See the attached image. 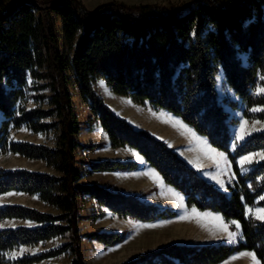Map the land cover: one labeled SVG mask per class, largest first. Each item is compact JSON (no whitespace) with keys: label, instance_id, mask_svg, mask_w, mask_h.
<instances>
[{"label":"trees","instance_id":"trees-1","mask_svg":"<svg viewBox=\"0 0 264 264\" xmlns=\"http://www.w3.org/2000/svg\"><path fill=\"white\" fill-rule=\"evenodd\" d=\"M118 5L112 2L89 10L77 0H0V154L42 161L56 172L0 168V196L37 197L58 211L54 215L20 204L1 206L0 221L22 219L34 225L0 229V264H34L67 252L72 255L68 264H85L78 225L80 210L92 199L122 219L148 222L177 214L81 182L95 172L132 171L139 165L77 158L79 150L94 151L103 144L83 145L76 140L82 128L70 91L74 86L89 105L91 122L99 123L111 148L137 150L166 184L185 196L188 207L218 213L241 226L234 245L171 243L122 264H220L242 250L253 251L264 264V221L246 214L247 206H264V199L257 201L264 194V161L245 174L237 162L240 156L264 148V131L232 150L230 125L238 121L219 102L216 86L222 72L227 86L244 104V117L264 120V111H250L264 105V95L255 94L257 85H264V0H191L161 9L145 4L136 6L138 16ZM49 13L62 21L63 35L72 48L70 59L60 50ZM28 76L36 82L48 79L40 86L50 90L46 108L16 107ZM99 79L134 104L148 103L154 110L180 117L224 151L235 175L228 192L204 179L166 143L115 115L94 90ZM229 105L237 108L235 102ZM20 128L46 136L55 131L54 146L12 140L11 130ZM104 213L101 209L90 219ZM66 236L70 241L57 248L5 258L7 252ZM84 237L113 246L124 240V233L94 232Z\"/></svg>","mask_w":264,"mask_h":264},{"label":"rangeland","instance_id":"rangeland-1","mask_svg":"<svg viewBox=\"0 0 264 264\" xmlns=\"http://www.w3.org/2000/svg\"><path fill=\"white\" fill-rule=\"evenodd\" d=\"M37 1L41 3V0H37ZM77 1L82 3V5L89 10H92L102 4H108L112 2L119 3L120 5H118V8L120 7L124 8L127 12L132 13L133 11H138L137 10L138 8H136V6L139 5L153 4L158 6L157 7L158 9L164 7L172 8L181 4L188 3L191 0H84V1L77 0ZM49 15L52 19L55 28V33L57 35V40L60 50L67 59H70L72 48L66 42L65 37L63 35L62 21L60 17L55 13H49ZM45 70L46 67L43 68V71ZM47 81L48 79H42L36 82L33 81L30 76H28L27 87L24 89V95L18 101L16 107L30 109L41 105L42 107L46 108L48 101L47 97L50 95V90L49 88H45V87L41 88L40 86L45 84ZM101 82H103V84H101ZM95 86L98 90H100L101 87L103 88L106 87L108 89V86L105 84V82L102 79L97 80L95 82ZM216 86H217L219 102L222 104L223 108L228 112L229 117L235 118L238 121L236 124L230 125V131L233 140L237 145H240L241 143L244 142L243 140L236 139L237 135L240 134V125L243 124L244 121H248V124L246 125V129L251 131V135L255 133L263 132V131L252 130L254 120H250L244 117L243 115L244 104L241 103V100L239 99V97H237L234 94L233 90L227 86V84L224 81V76L221 72L218 75ZM261 88H264V85L258 84L255 90V94H257L258 90H260ZM70 91L73 93V103L76 109V113L79 115V120L81 122V128H82L79 135H77L76 140L83 145L98 143L96 141H98L100 138V132L96 128L97 122L93 123L90 120L91 113L89 110V105L87 103H84L83 100L80 98L76 86L71 87ZM110 93L113 94L114 96L119 97V95L111 91ZM38 95H45L44 100L38 99ZM259 95H264V94H259ZM120 97H124V96H120ZM230 102H235L237 108L233 109L229 105ZM256 109H260V108H256ZM261 109H264V107ZM250 111L253 112L251 109ZM256 112H260V111H256ZM2 118H3L2 114L0 113V121L2 120ZM262 125L264 124H255L254 127L256 129H260ZM251 135H245V137L248 138ZM10 138L15 141H29L38 144H46L50 147H53L55 140V131H52L49 135L46 136L42 134H33L32 132L28 131L25 128L12 129L10 133ZM100 143L103 144V142L101 141ZM101 153H102L101 151L97 152L95 150L94 152L88 150H79L77 152V158L84 155L88 160H92V161L103 160L100 157ZM228 165L230 166L229 162ZM0 168L6 170L27 169L38 172L56 174L54 170L47 167L45 163L42 161L30 160L13 154H4V155L0 154ZM222 173L226 174V171L222 170ZM212 183L215 186L216 185L218 186L217 181L215 182L213 181ZM217 188L220 190L219 187ZM225 190H227V187ZM176 202L177 201H175V204ZM8 204L25 205L54 215L58 214V211L45 205L37 197H31L22 194H18V195L6 194L0 196V207ZM87 206L82 208L84 209L82 211V219L79 221V225H78V233L80 236L79 247L83 254V260L85 264H122L125 261L137 258L142 253L148 252L156 248H160L164 245L171 243L179 244V245H188V246H199V245H208V244H217V243L234 245L238 242L241 236L237 232V229L235 228V224L231 220L225 221L221 215L211 214L210 212L197 211L198 213L202 215H207L210 218L206 220L197 219L192 215V210H189L188 212L182 215H179L176 212L177 214L175 216V219L168 224H143V223H139V221L130 218H126V219L119 218L116 215L112 214L109 210H104L105 213L102 217H98L96 219H90V217L95 213L99 212L101 208L97 209L96 206L94 205L92 207L91 206L87 207ZM172 210L179 211L181 209L179 207H175ZM253 211L255 212V209H253ZM212 217L218 219L213 220L211 219ZM13 225H14L13 222L6 223L4 227L0 226V229L12 227ZM145 225H154V227H144ZM171 226H175V229L176 227L180 228L179 233H176L175 230L170 231L167 229ZM225 226L227 231L223 230ZM94 232L124 233V240L116 245L106 246L101 242L84 237V235L91 234ZM213 232L215 233V236L210 234ZM228 232H231L235 235V242L229 241V237L227 235ZM69 241H70L69 236H66L64 238H57L32 247H21L17 250L7 252L5 254V258L13 260L25 255L39 254L41 252L53 248H57L65 243H68ZM21 249L24 250L22 254H21ZM11 253H16L17 254L16 257L10 258ZM71 258H72L71 253L67 252L57 257L48 258L34 264H68ZM248 262H249L248 264H254L253 261H248ZM224 264H241V263L233 262L232 260H230Z\"/></svg>","mask_w":264,"mask_h":264},{"label":"crops","instance_id":"crops-1","mask_svg":"<svg viewBox=\"0 0 264 264\" xmlns=\"http://www.w3.org/2000/svg\"><path fill=\"white\" fill-rule=\"evenodd\" d=\"M94 90L112 109L115 115L125 119L134 129L146 130L156 139L166 143L178 154L181 159H183L190 167L196 170L204 179H206L210 183H212L213 181H217L218 186H216L219 187L221 191L228 192L227 190H225L226 187L235 180V175L233 173L232 165L228 155L224 151L213 147L208 142L206 137L199 135L193 127L183 122L180 117L166 110H154L148 103H146L145 105H138L134 104L129 98L120 97L121 95H119V97L114 96L113 94L109 95L105 91V87H101L100 90H98L94 84ZM108 90H110L109 87ZM263 107L264 105L254 106L251 108V110L253 108L261 109ZM176 121H180L184 125H187V127L195 133L196 138L198 139L193 138L189 133L184 132L183 129H179L178 125H176L175 123ZM254 121H260V124H264V120L257 119ZM96 128L100 132V138L96 142H103V148L95 150L97 152H102L100 155L101 159L135 161L138 163L139 167L132 171L95 172L90 175L84 176L81 180L82 183L95 184L101 187H105L113 193L135 196L145 204L155 205L160 208L173 209L175 207H179L181 210L176 211L179 215H182L195 208L188 207L185 202V196L179 190L166 184L161 175L155 170V168H153L146 162L145 158L141 154H139L137 150L129 147L116 149L111 148L109 144V138L102 127L99 125V123H97ZM246 139L247 137H245L243 141H245ZM198 141H205L206 143H200ZM234 145L236 147L237 144L233 140L232 144L230 145V148L232 150L235 148L233 147ZM209 148L214 151L208 152ZM259 152H264V148L242 155L237 159L242 174L248 173L255 165L262 162L263 160H260L259 157H256L251 164H245L242 167L240 164L241 159L245 156H249ZM221 156L223 158H221ZM228 162L230 166L228 165ZM222 170L226 171V174H223ZM263 198L264 194L261 197L257 198V201ZM175 201H177L176 204ZM93 205L96 206L97 209L101 208L104 210H108L106 207L100 206L95 199L90 200L88 206L92 207ZM258 208H264V206H247L246 214L255 218V215L249 214V209L256 210ZM83 210L84 209L80 210L81 217ZM196 210L198 212H201L198 209ZM210 213L218 214L213 212ZM174 219L175 217H171L165 219H156L148 222L139 221V223L168 224L171 223ZM231 221L239 224V222H237L236 220ZM11 222H13L14 225L12 227L7 226L8 228L34 225V223L28 220L6 219L0 221V226L4 227L6 223ZM235 228L241 235V226L239 228L235 226ZM167 229L170 231L175 230L176 233H179L180 231V228L176 227L175 229V226H171ZM244 253L254 252L250 250H242L231 255L227 260L223 261L220 264H224L230 260L237 263L239 262L241 264H248V261H253L251 256H243L242 254ZM255 260L258 261L259 264H261L256 256Z\"/></svg>","mask_w":264,"mask_h":264},{"label":"snow or ice","instance_id":"snow-or-ice-1","mask_svg":"<svg viewBox=\"0 0 264 264\" xmlns=\"http://www.w3.org/2000/svg\"><path fill=\"white\" fill-rule=\"evenodd\" d=\"M101 84H103V82H101ZM105 91L109 95H111L110 90H108L106 87H105ZM257 94H264V88H261L260 90H258ZM252 111L253 112L264 111V109H256V108H254V109H252ZM175 123H176V125H178L179 129H183L184 132L189 133L193 138L198 139V138H196L195 133L192 132V130L190 128H188L187 125H184L180 121H176ZM247 124H248V121H244L243 124L240 125V134L237 135V137H236L237 140H243L245 138V135H251V131L246 129V125ZM255 124H260V121H254L253 122V129L252 130H256V131L264 130V125H262L260 129H256L254 127ZM198 142L206 143L205 141H198ZM233 147H235V145ZM212 151H214V150H212L210 148L208 149V152H212ZM256 157H259L260 160H264V152L254 153L252 155L243 157L241 159V161H240L241 166L243 167L245 164H251ZM221 158H223V157L221 156ZM257 162H259V161H257ZM221 186H223V185H221ZM9 195H16V194L15 193H10ZM249 214L250 215H255V218L258 219V220H264V208H258V209L255 210V212L253 211V209H249ZM192 215L194 217H196L197 219H201V220L210 219L207 215H202V214L198 213L195 208L192 209ZM211 219L215 220V219H218V218L212 217ZM233 223L235 224V226L237 228L240 227L238 223H236V222H233ZM144 227H154V225H145ZM223 230L227 231L226 226L223 228ZM210 234L215 236L214 232L210 233ZM227 235L229 237V241L230 242H235V235L233 233L228 232ZM23 251L24 250L21 249V254L23 253ZM16 255H17L16 253H11L10 254V258H15ZM242 255L243 256H251V258L254 261V264H259V262L255 260V254L254 253H244Z\"/></svg>","mask_w":264,"mask_h":264},{"label":"built area","instance_id":"built-area-1","mask_svg":"<svg viewBox=\"0 0 264 264\" xmlns=\"http://www.w3.org/2000/svg\"><path fill=\"white\" fill-rule=\"evenodd\" d=\"M131 14H132V15H136V16L139 15L137 11H133Z\"/></svg>","mask_w":264,"mask_h":264}]
</instances>
